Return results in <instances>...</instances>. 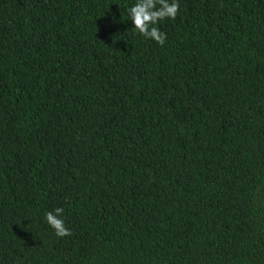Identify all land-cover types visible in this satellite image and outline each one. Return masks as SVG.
Wrapping results in <instances>:
<instances>
[{
    "label": "trees",
    "instance_id": "1",
    "mask_svg": "<svg viewBox=\"0 0 264 264\" xmlns=\"http://www.w3.org/2000/svg\"><path fill=\"white\" fill-rule=\"evenodd\" d=\"M177 2L0 0V264H264V0Z\"/></svg>",
    "mask_w": 264,
    "mask_h": 264
},
{
    "label": "clouds",
    "instance_id": "2",
    "mask_svg": "<svg viewBox=\"0 0 264 264\" xmlns=\"http://www.w3.org/2000/svg\"><path fill=\"white\" fill-rule=\"evenodd\" d=\"M159 5V7H157ZM179 11L177 0H136V3L127 8L128 15L134 24V30L146 38L154 39L160 45H163L166 34L157 27L150 25L157 24L165 18L175 19ZM64 208L57 207L53 211L45 213V219L51 226L55 234L59 237L70 236L71 230L66 227L62 214Z\"/></svg>",
    "mask_w": 264,
    "mask_h": 264
}]
</instances>
